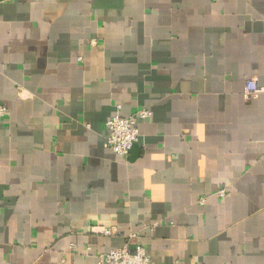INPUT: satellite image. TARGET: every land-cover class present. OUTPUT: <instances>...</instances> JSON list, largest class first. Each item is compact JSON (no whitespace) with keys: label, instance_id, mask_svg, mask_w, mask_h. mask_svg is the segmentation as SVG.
Returning <instances> with one entry per match:
<instances>
[{"label":"crops","instance_id":"obj_1","mask_svg":"<svg viewBox=\"0 0 264 264\" xmlns=\"http://www.w3.org/2000/svg\"><path fill=\"white\" fill-rule=\"evenodd\" d=\"M0 106V264H264V0H0Z\"/></svg>","mask_w":264,"mask_h":264},{"label":"built area","instance_id":"obj_2","mask_svg":"<svg viewBox=\"0 0 264 264\" xmlns=\"http://www.w3.org/2000/svg\"><path fill=\"white\" fill-rule=\"evenodd\" d=\"M95 44L92 41V45ZM78 58V62H80ZM259 95L257 83L249 80L245 84L244 97L246 100L256 98ZM7 114L5 107L0 106V118H4ZM152 114L147 109L137 111L135 115L122 117L119 115V108L115 114L105 123L107 135L104 139V147L116 155L127 158L129 152L139 139V129L137 126L138 120H147ZM217 195L224 197L225 189H220ZM104 236H113L117 233L114 229L102 228L101 232ZM97 264H152L144 247L136 245L133 249L130 248L129 242H126L122 247L112 249L106 253L97 256Z\"/></svg>","mask_w":264,"mask_h":264},{"label":"water","instance_id":"obj_3","mask_svg":"<svg viewBox=\"0 0 264 264\" xmlns=\"http://www.w3.org/2000/svg\"><path fill=\"white\" fill-rule=\"evenodd\" d=\"M134 146H135V145H134ZM134 146H133V147H134Z\"/></svg>","mask_w":264,"mask_h":264}]
</instances>
